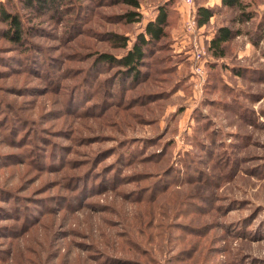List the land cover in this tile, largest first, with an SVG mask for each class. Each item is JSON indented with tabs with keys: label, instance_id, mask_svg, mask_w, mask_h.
Wrapping results in <instances>:
<instances>
[{
	"label": "rangeland",
	"instance_id": "374dc122",
	"mask_svg": "<svg viewBox=\"0 0 264 264\" xmlns=\"http://www.w3.org/2000/svg\"><path fill=\"white\" fill-rule=\"evenodd\" d=\"M112 2L0 0L27 30L18 43L0 18V264H264V44L208 49L221 23L258 41L264 26L195 0L217 7L196 31L215 65L201 82L181 0ZM159 5L149 66L117 78L99 53H122L116 35L130 46Z\"/></svg>",
	"mask_w": 264,
	"mask_h": 264
},
{
	"label": "trees",
	"instance_id": "16d2710c",
	"mask_svg": "<svg viewBox=\"0 0 264 264\" xmlns=\"http://www.w3.org/2000/svg\"><path fill=\"white\" fill-rule=\"evenodd\" d=\"M25 7L34 9L35 11H58L59 5L63 0H21ZM112 3H123L132 6L133 8L140 7V0H112ZM252 2V3H251ZM196 5V4H195ZM259 5H264V0H257L254 3L252 0H222V6L238 8L239 14L236 18L237 21L246 22L252 21L255 18V11H261ZM215 6H209L207 4H198L196 6L198 27L207 26L210 24L212 17L216 15ZM263 8V7H262ZM128 18L129 21H135L140 19V13L136 10H126L123 15ZM0 18L7 23L5 34L8 38L16 40L18 43L25 39L26 28L22 22V18L18 13H12L8 11L4 3H0ZM254 23V22H253ZM169 25V11L165 5H159L157 13L154 18L149 19L144 27L135 37L133 43L129 46V38L124 35H116L118 42L115 46L121 47L124 51L120 54H114L108 51L99 53L97 59L108 65L117 66L118 77L124 79L125 77L132 78L131 80L140 79L144 74V66H149L146 58L149 56L152 50V46L159 42L167 34V27ZM262 28L264 21L259 25H255ZM242 32L241 28L230 26L226 23H221L213 31L211 39L208 41V49L211 58L217 59L227 55L228 45L232 39L236 38ZM258 39H256L257 41ZM207 67L212 66L211 62H208ZM242 69H245L242 66ZM237 71L241 74V70ZM211 71V69H209Z\"/></svg>",
	"mask_w": 264,
	"mask_h": 264
},
{
	"label": "built area",
	"instance_id": "2783aa9c",
	"mask_svg": "<svg viewBox=\"0 0 264 264\" xmlns=\"http://www.w3.org/2000/svg\"><path fill=\"white\" fill-rule=\"evenodd\" d=\"M181 2L187 7L184 13V27L186 33H189L187 36L189 37L190 35V44L194 61L192 71H194L198 79H201V82H203L205 80L204 74L208 61V50L206 49L205 44L201 41L199 34L196 33L199 27L195 0H181Z\"/></svg>",
	"mask_w": 264,
	"mask_h": 264
},
{
	"label": "crops",
	"instance_id": "0c3cea01",
	"mask_svg": "<svg viewBox=\"0 0 264 264\" xmlns=\"http://www.w3.org/2000/svg\"><path fill=\"white\" fill-rule=\"evenodd\" d=\"M214 2V1H213ZM216 3H218L219 6L222 5V0H215ZM211 3V2H210ZM212 4V3H211ZM263 7L262 5H259V8ZM215 16L212 17V20ZM237 24L239 26H243L245 22H240L237 21ZM247 23H249L252 27H255V24L252 21H246ZM213 35V32L211 34V37ZM211 37L209 39H211ZM236 40L239 42L238 46L236 48L237 50V55L240 59L245 60L247 57L251 56L253 53H255V51L257 50V44L260 43V46L262 44H264V39L260 40V41H256L252 40V39H248V36L246 34H244L243 32H241L239 35L236 36ZM257 45V46H256ZM264 58V57H263Z\"/></svg>",
	"mask_w": 264,
	"mask_h": 264
}]
</instances>
